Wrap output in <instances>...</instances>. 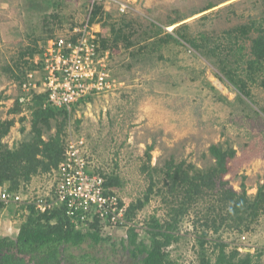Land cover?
Here are the masks:
<instances>
[{"label": "rangeland", "instance_id": "obj_1", "mask_svg": "<svg viewBox=\"0 0 264 264\" xmlns=\"http://www.w3.org/2000/svg\"><path fill=\"white\" fill-rule=\"evenodd\" d=\"M94 2H100L104 12L110 14L88 25L93 26L89 31L100 42L110 39L111 83L76 106L66 140L70 136L84 138L91 169L119 175L122 185L114 189L128 204L144 200L150 184L151 170L144 168L149 165L148 152L151 165L158 168L171 157L208 168L215 163L209 148L217 143L236 150L224 179L238 191L244 182L248 194L254 196L264 183V74L249 83L251 96L240 95L219 68L215 55L207 51L219 52L220 46L228 45L229 29L260 20L264 0H0V119L16 120L4 142L12 145L31 137L29 105L11 112L15 99L24 94L22 79L34 73L33 81L41 82L45 72L41 54L48 38L69 36L73 28L86 26ZM172 19L179 21L169 29ZM113 24L131 32L132 46L127 47L124 41L112 44ZM166 32L177 37L181 32L197 40L202 51L182 39L161 41ZM249 34L231 41L235 57L251 56V38L258 32ZM142 45L145 48L140 51ZM35 46L41 50L35 56L22 55ZM24 60H31L34 69ZM41 92L30 95L31 103ZM23 116L26 119L22 121ZM58 178L57 173L39 174L21 186L22 200L16 209L11 204L0 207V234L16 236L29 210L21 205L53 190ZM210 199L199 200L180 222L181 239L167 248L175 264L198 263L199 236L205 231L209 234V253L215 255L219 251L216 245L224 242L228 250L238 246L242 252H262L259 259L264 264V212L244 233L227 223L216 232L198 219L207 214ZM169 210L165 196L152 193L133 217L140 239L149 244V223L153 217L165 221ZM102 233L104 237L110 235L117 247L113 248L112 241H87L71 252L90 253L97 264H133L120 243L123 238L127 240L128 228H104Z\"/></svg>", "mask_w": 264, "mask_h": 264}, {"label": "trees", "instance_id": "obj_2", "mask_svg": "<svg viewBox=\"0 0 264 264\" xmlns=\"http://www.w3.org/2000/svg\"><path fill=\"white\" fill-rule=\"evenodd\" d=\"M107 17H110V14L104 12L102 4L94 2L90 10V23L94 24ZM178 21L172 19L168 26ZM128 24L130 23H126L125 26ZM116 25L111 26L112 44L117 45L124 41L127 47L132 46L131 32H127L123 27L117 28ZM254 30L258 34L251 38V56L248 58L243 55L235 57L234 44L231 45V41L248 37L250 31ZM160 33L157 32L158 35ZM226 33L230 44L220 46L221 43H217V46L222 47L219 48L220 51L208 50L207 53L215 55L219 68L236 86L240 95L249 97L251 96L249 83L255 82L257 76L264 74V14L260 20L237 25ZM165 35L160 39L161 41H166L169 37L177 42L182 39L202 51L200 42L188 38L181 32L178 33V37L169 32ZM109 43L110 39L103 38L102 48H108ZM144 48L145 46L142 45L139 49L142 51ZM241 48L240 46L239 49ZM230 49H233L232 53ZM40 51L38 46L28 47L22 55L29 54L32 58ZM29 61L31 60H24L25 63H30ZM29 68L34 69V65L30 63ZM90 97L82 98L80 102ZM46 101L47 94L40 93L36 94L33 102L29 104L32 134L29 139H23L12 145L4 142V138L8 136L16 120L14 118L0 119V187L9 189L11 193H19L20 187L29 184L35 175L56 173L61 161L65 159L66 129L73 110L80 102L74 104L69 110L65 106L47 105ZM20 111H22V105L17 97L11 112ZM25 119L24 116L21 118L22 121ZM54 128L55 131L51 133ZM21 130L24 131L25 126H22ZM209 150L215 157V163L208 168L197 167L186 160L177 161L174 157L167 159L165 164L158 168V166L151 165V153L148 152L150 161L149 165L144 168L151 170L149 172L150 184L144 200L139 199L129 204L127 217L133 221L136 212L143 208L146 201L150 200L151 194L159 193L165 196L166 202H169V218L163 222L158 218H152L146 230L150 237L149 244L140 239L135 223L128 228L127 240L123 238L120 243L131 256L133 264H175L167 248L181 239L179 224L199 200L212 199L207 214L198 216V219L207 228H213L216 232L222 224L227 223L235 225L240 233H244L250 229L251 223L255 222L264 212V183L259 185L254 196H250L244 182L241 184V191H238L229 184L227 179H224L229 171V161L235 157L236 150L218 143L212 144ZM98 172L106 178L108 186L122 185L119 175L102 170ZM161 180L162 186H158ZM10 204L14 210L18 206L17 202L6 203L0 200L2 208ZM21 207L29 210L17 235L12 237L0 234V264H27L28 260L34 258H38L42 264H58L64 258L70 260L71 249L80 247L87 241H92L94 244L112 241L111 236L102 235L98 223L91 226V230L88 231L76 227L61 208L41 212L35 204H22ZM201 234L197 264H260L259 256L262 252H242L238 246L228 250V244L224 242L216 245L219 251L215 255L209 253L206 246L209 242L206 240L209 234L206 231ZM112 244L113 248L117 247L116 242ZM82 255L81 264H97L90 253L86 252Z\"/></svg>", "mask_w": 264, "mask_h": 264}, {"label": "built area", "instance_id": "obj_3", "mask_svg": "<svg viewBox=\"0 0 264 264\" xmlns=\"http://www.w3.org/2000/svg\"><path fill=\"white\" fill-rule=\"evenodd\" d=\"M89 23L88 20L86 26L73 28L69 36L48 39L47 48L41 54L45 71L42 80L34 82V73H29L22 84L25 95L21 101L31 100L33 92L43 91L47 94V105L65 106L70 110L82 98L110 86V48H102L99 38L91 35L89 28L93 26L89 27ZM38 87L42 90H37ZM84 147L87 149L82 137L70 136L66 140L65 159L56 172L59 177L56 186L47 194L30 200L29 204H35L41 212L61 208L76 227L98 223L103 229L129 228L133 225L127 217L129 204L114 187L106 184L101 173L91 169V160ZM0 200L19 203L22 198L19 193L2 188Z\"/></svg>", "mask_w": 264, "mask_h": 264}, {"label": "flooded vegetation", "instance_id": "obj_4", "mask_svg": "<svg viewBox=\"0 0 264 264\" xmlns=\"http://www.w3.org/2000/svg\"><path fill=\"white\" fill-rule=\"evenodd\" d=\"M74 248H78V247H74ZM83 255H77L74 252H71V255L69 257L70 260L67 259H62L60 263L58 264H81V261L83 260ZM64 257V255H63ZM27 264H42V261H40L38 258H34L31 260L27 261Z\"/></svg>", "mask_w": 264, "mask_h": 264}, {"label": "clouds", "instance_id": "obj_5", "mask_svg": "<svg viewBox=\"0 0 264 264\" xmlns=\"http://www.w3.org/2000/svg\"><path fill=\"white\" fill-rule=\"evenodd\" d=\"M25 81V78L23 79V82ZM23 82H22V84H23ZM23 95H25V94H22V95H20V96H18L19 97V102H21V105H22V107L23 106H27L28 107V105L31 103V101H32V99L31 100H25V101H21V97L23 96ZM64 212V211H63ZM68 218V217H67ZM93 225H96V224H93ZM93 225H91V226H93ZM91 226H89V227H85V226H81L80 228H84L86 231H88V230H91L90 228H91ZM100 226V228H101V231L103 232V228H102V226L101 225H99ZM103 234V233H102ZM107 236H110V235H107Z\"/></svg>", "mask_w": 264, "mask_h": 264}, {"label": "bare ground", "instance_id": "obj_6", "mask_svg": "<svg viewBox=\"0 0 264 264\" xmlns=\"http://www.w3.org/2000/svg\"><path fill=\"white\" fill-rule=\"evenodd\" d=\"M173 26H174V25L170 26V28H169V29L173 28Z\"/></svg>", "mask_w": 264, "mask_h": 264}]
</instances>
